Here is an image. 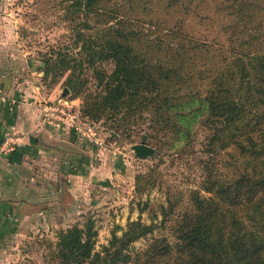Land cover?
Segmentation results:
<instances>
[{"label": "trees", "instance_id": "1", "mask_svg": "<svg viewBox=\"0 0 264 264\" xmlns=\"http://www.w3.org/2000/svg\"><path fill=\"white\" fill-rule=\"evenodd\" d=\"M60 1L71 41L41 53L40 71L44 78L67 74L71 95L82 97V117L103 118L113 137L139 135L144 141L145 135L154 143H139L150 148L148 155L159 154L160 134L186 140L194 123L208 133L203 177L189 192L190 209L172 219L171 238L137 219L96 250V230L86 219L57 231L58 262L264 264V0H223L226 21L216 22L223 43L187 36L179 23L147 47L140 35L118 25L89 32L98 0ZM165 2V9L182 5ZM231 16L240 25L228 22ZM204 54L212 62L200 69L196 62ZM195 74L199 85L191 83ZM221 153L229 156L223 176ZM171 207L161 209L168 213ZM148 235L147 245L134 250L132 244Z\"/></svg>", "mask_w": 264, "mask_h": 264}, {"label": "rangeland", "instance_id": "2", "mask_svg": "<svg viewBox=\"0 0 264 264\" xmlns=\"http://www.w3.org/2000/svg\"><path fill=\"white\" fill-rule=\"evenodd\" d=\"M165 1L98 0L91 13L88 31L94 33L107 26L118 25L140 35V45L147 47L156 41L161 43L168 29L182 23L181 28L187 36L201 38L210 44L224 42L225 36L217 30L216 23L220 19L226 21L224 12L220 10L223 0H176L182 5L176 2L168 9L163 7ZM227 20L232 25H240L233 16ZM70 27L60 0H0V77L14 75L20 89L30 91L31 99L42 113L46 106L59 103L75 109L82 105V97L72 96L66 86L67 74L57 79L52 76L44 78L40 71L43 66L40 54L49 47L64 46L71 41ZM211 60V54H204L196 65L204 69ZM191 83L199 85L198 74L193 76ZM64 88L68 92L62 95ZM43 118L51 124L62 123ZM81 120L96 129L103 148L95 147L84 134L68 129L75 137L91 143L94 166L101 168V185L78 212L67 216L66 225L83 224L86 219H91L96 230V250H101L108 243L112 233L119 236L127 221L137 219L145 224L153 223L154 234H166L171 238L172 219L177 213L190 209L189 192L199 188L203 177V165L207 160L203 142L208 130L197 123L192 124L186 139L188 142L172 132L166 136L160 134L159 154L140 156L132 145L141 142L154 145L151 139L141 141L139 135L113 137L103 118L81 116ZM217 159L222 165L219 174L223 176L229 170L225 165L229 156L221 153ZM83 166L86 167L85 164ZM202 193L210 196V193ZM168 204H171V210L164 213L161 207ZM57 231L46 233L35 229L29 233L10 234L4 253L0 255V264H60L55 257ZM150 237L135 241L133 249L144 248Z\"/></svg>", "mask_w": 264, "mask_h": 264}, {"label": "crops", "instance_id": "3", "mask_svg": "<svg viewBox=\"0 0 264 264\" xmlns=\"http://www.w3.org/2000/svg\"><path fill=\"white\" fill-rule=\"evenodd\" d=\"M12 76L0 77V255L10 234L68 227L101 185L91 143L48 123Z\"/></svg>", "mask_w": 264, "mask_h": 264}, {"label": "built area", "instance_id": "4", "mask_svg": "<svg viewBox=\"0 0 264 264\" xmlns=\"http://www.w3.org/2000/svg\"><path fill=\"white\" fill-rule=\"evenodd\" d=\"M43 116L49 121L66 123L67 127L75 133L87 136L95 147L99 149L104 147L96 129L81 120L79 109L59 103V105L46 106Z\"/></svg>", "mask_w": 264, "mask_h": 264}, {"label": "water", "instance_id": "5", "mask_svg": "<svg viewBox=\"0 0 264 264\" xmlns=\"http://www.w3.org/2000/svg\"><path fill=\"white\" fill-rule=\"evenodd\" d=\"M68 89L64 88L62 91V95L67 94ZM142 139H145V135H142ZM132 148L137 152L138 155L140 156H146L150 153V148H148L146 145L144 144H139V145H132Z\"/></svg>", "mask_w": 264, "mask_h": 264}]
</instances>
